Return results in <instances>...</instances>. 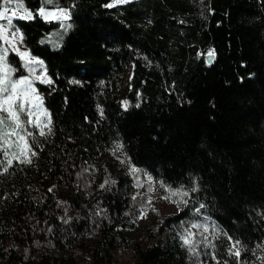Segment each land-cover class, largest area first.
<instances>
[{"label": "trees", "instance_id": "obj_1", "mask_svg": "<svg viewBox=\"0 0 264 264\" xmlns=\"http://www.w3.org/2000/svg\"><path fill=\"white\" fill-rule=\"evenodd\" d=\"M112 1L18 0L51 124L31 163L0 151V264H264V0ZM126 164L178 210L139 227ZM199 220L218 235L184 245Z\"/></svg>", "mask_w": 264, "mask_h": 264}, {"label": "snow or ice", "instance_id": "obj_2", "mask_svg": "<svg viewBox=\"0 0 264 264\" xmlns=\"http://www.w3.org/2000/svg\"><path fill=\"white\" fill-rule=\"evenodd\" d=\"M13 0H4L5 4H11ZM53 0H45V3H52ZM117 3H128L129 0H116ZM114 5L109 4L108 7H112ZM24 5L23 3H18L17 8L12 10V16L17 17L18 19L23 20H31L33 19V14L28 11L27 9H24V14H21L17 16L18 9H23ZM8 12V8H4L2 11H0V20H7L8 27H12V19L8 18L6 16V13ZM38 14L43 17L44 19H69V15L66 10L59 9V14L57 15L56 12H50L47 11L44 7H41L38 10ZM70 27V25H69ZM17 32H13L12 39L9 40L7 35V29L4 25H0V40H3L12 46V51L16 52L21 60L26 61L25 66L27 64L32 63H42L40 61H35L34 59L30 58L29 52H20L18 48H16L14 41L16 39H19L21 42L23 40L22 34L17 36ZM8 48H3L2 51H0V114L6 113L7 116L0 115V125H5V120H11L12 122V131L11 132H5L3 134V144L5 147L0 148V151H3L4 155L7 156L8 152L6 151L7 147H11L14 143L16 147L19 149V155L16 153H12V156L14 159H19L20 156L28 157L24 162L31 163V158L29 156V153L31 156L36 155L35 152L31 150V146L28 144V141L26 139L27 135H31L30 133H27V130L25 128V123H33V121L28 120L24 121L21 119V114L25 113L28 116L35 115V112L30 110L31 108H39L43 105V99L37 94V90L32 84V81L27 77H21L16 80L11 79V72L14 71L8 66L7 63V53ZM214 53H209V56H212ZM31 71V69H29ZM36 79H41V77H36ZM42 83H49L51 84L52 81L50 79H41ZM38 102V103H37ZM42 115H45L48 117V124H51V116L50 113L47 112L46 109H44L41 112ZM36 125L40 124L39 119L35 121ZM7 127V125H5ZM47 127V125H45ZM51 129L49 128V132ZM40 135H45V132L43 128L40 129ZM15 136L16 140L9 142L8 137ZM0 163H3V161H0ZM13 160L8 159L7 160V166L4 167L3 171L7 172L8 168L12 165ZM133 171H137L134 169ZM151 179V178H149ZM107 183V181H106ZM151 190V189H150ZM196 189H193L195 191ZM51 191V189L49 190ZM177 193L173 192L172 195H176ZM184 195H187V193H184ZM170 198V197H166ZM149 203L151 201L149 200ZM203 207V205H201ZM192 227L199 228L200 225L193 224ZM204 231H208V229L205 227ZM194 233L188 232L187 235L182 237L183 243L186 246H191L193 243V237ZM234 256L239 257L240 251L237 249L234 253Z\"/></svg>", "mask_w": 264, "mask_h": 264}, {"label": "rangeland", "instance_id": "obj_3", "mask_svg": "<svg viewBox=\"0 0 264 264\" xmlns=\"http://www.w3.org/2000/svg\"><path fill=\"white\" fill-rule=\"evenodd\" d=\"M129 1H132V0H129ZM18 3H19L18 0H13V2L11 4H5L4 7L0 10V11H2L4 8H8V12L6 13V16L8 18L12 19V27H10V28L7 25V20H0V23H1L0 25H4L5 28L7 29V35H8L9 40L12 39L13 32L17 31L13 28V21L18 20V18L12 16V10L17 8ZM111 4L117 5V4H122V3H117L116 0H113ZM24 9L25 8L18 9L17 16L24 14ZM47 11L56 12L57 15L59 14V10H47ZM66 11L69 15V19H47V20H49V21L52 20V21L60 23L61 25H64L70 20V16H71L70 11L69 10H66ZM19 35H20V33L18 31L17 36H19ZM3 43H4L3 47L0 48V51H2L3 48H8L9 50H11V52H13L11 44H9L5 41H3ZM14 43H15L16 48H18L20 52H28V50H26L24 48L22 42L19 39H16L14 41ZM4 45H6V47ZM13 53L17 54L16 52H13ZM9 56H10V54L8 51L7 63H8V66L14 70L11 72V79L16 80L18 78H21V77H15L14 76V73L17 74L20 71V68L15 63L12 64L10 62ZM30 58L34 59L35 61L42 62L39 58L33 57L32 55H30ZM22 62H23V67L26 68L25 69L26 73H28L26 76L32 81V84L36 90H37V88L34 84L35 81L42 83L41 79H50L47 75V72H45V66H44L43 62L41 64L40 63L27 64V66H25L26 61L22 60ZM29 69H31V71ZM36 77H41V79H36ZM44 109H45V107L43 104L39 108H31L30 107V110L35 112V115H33V116H28L25 113L21 114L22 120L33 121V123H31V124L25 123V128L27 130V133L33 134L34 130H37V132L40 133L41 128H43V130H45L49 126L48 117L41 114V112ZM0 115H4L5 117L7 116L6 113L0 114ZM37 119H39V121H40L39 125L35 124V121ZM5 125H7V127H5ZM5 125H0V148L5 147L3 144V134L5 132H11L12 131L11 120L6 119ZM45 125H47V127H45ZM28 137H29V135H27V137H26L27 141H28ZM8 139H9V142L11 143L12 141L16 140V137L12 136V137H8ZM6 151L8 152V155L11 159H13L12 153H16L17 155H19V149L16 147V145L14 143L12 144L11 147H7ZM22 157H24V156H20V158H22ZM121 167L126 169V172L128 173L129 178L132 180L130 186L132 189H134V196L142 198V201L144 203V206L141 209L139 219H138V226L139 227H144V226L149 225V223L153 219L154 214H155V216L157 214L170 215L173 212L178 210V207H177L175 199H174L175 195H172L171 191H166L165 196L159 195V194H157L156 188L153 185V180L149 175L142 173L143 174L142 178H139V177L135 176V174H137V172H139V169L135 168L134 166H132L130 164H126V167H123V166H121ZM134 169H136L137 171H133ZM136 178L138 179V181H136ZM149 178H151V179H149ZM166 197H170V198H166ZM149 200L151 201V203H149ZM193 224L200 225V227L194 228V227H192ZM205 227L208 229V231H206V232L204 231ZM189 231L195 234L194 237L192 238L193 239L192 245L193 244H199V243H202L203 245H206V244L208 245L211 241V238L213 236L218 235V231L215 227L210 226V225L205 224V223H202V221H200V220L195 221V222L191 223L190 225H188L186 230H183V236L187 235ZM124 255H127V252H125Z\"/></svg>", "mask_w": 264, "mask_h": 264}]
</instances>
